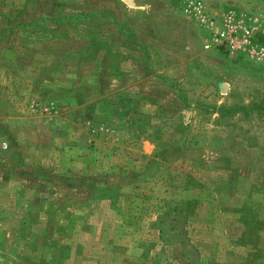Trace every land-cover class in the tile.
I'll list each match as a JSON object with an SVG mask.
<instances>
[{"label":"rangeland","instance_id":"1","mask_svg":"<svg viewBox=\"0 0 264 264\" xmlns=\"http://www.w3.org/2000/svg\"><path fill=\"white\" fill-rule=\"evenodd\" d=\"M0 264H264V0H0Z\"/></svg>","mask_w":264,"mask_h":264},{"label":"built area","instance_id":"2","mask_svg":"<svg viewBox=\"0 0 264 264\" xmlns=\"http://www.w3.org/2000/svg\"><path fill=\"white\" fill-rule=\"evenodd\" d=\"M205 21V18H202ZM225 28H220L218 30L213 31L214 23L211 21L209 24L206 25L208 27L210 33H214V37L218 39L220 45H225L232 51L238 48V36H244L248 38L250 36V30L241 25L237 26L234 21V17L232 14H228L225 16ZM209 45L205 44V48H208Z\"/></svg>","mask_w":264,"mask_h":264},{"label":"trees","instance_id":"3","mask_svg":"<svg viewBox=\"0 0 264 264\" xmlns=\"http://www.w3.org/2000/svg\"><path fill=\"white\" fill-rule=\"evenodd\" d=\"M218 111H219L220 114H222L223 111H225V108L222 107V106L215 108V111L214 112H218Z\"/></svg>","mask_w":264,"mask_h":264}]
</instances>
